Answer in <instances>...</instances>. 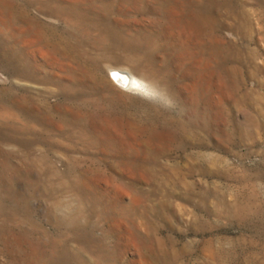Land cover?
Segmentation results:
<instances>
[{
    "label": "rangeland",
    "instance_id": "1",
    "mask_svg": "<svg viewBox=\"0 0 264 264\" xmlns=\"http://www.w3.org/2000/svg\"><path fill=\"white\" fill-rule=\"evenodd\" d=\"M0 264H264V0H0Z\"/></svg>",
    "mask_w": 264,
    "mask_h": 264
},
{
    "label": "bare ground",
    "instance_id": "2",
    "mask_svg": "<svg viewBox=\"0 0 264 264\" xmlns=\"http://www.w3.org/2000/svg\"><path fill=\"white\" fill-rule=\"evenodd\" d=\"M114 76H115V73H114ZM116 77H117L116 79H118L124 86L129 85L130 82L136 83V82H132V78L130 75L122 73V72H116ZM119 81H118V83H119Z\"/></svg>",
    "mask_w": 264,
    "mask_h": 264
},
{
    "label": "clouds",
    "instance_id": "3",
    "mask_svg": "<svg viewBox=\"0 0 264 264\" xmlns=\"http://www.w3.org/2000/svg\"><path fill=\"white\" fill-rule=\"evenodd\" d=\"M147 94L153 95V96H158V93H156L155 91H149Z\"/></svg>",
    "mask_w": 264,
    "mask_h": 264
}]
</instances>
